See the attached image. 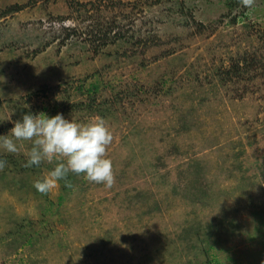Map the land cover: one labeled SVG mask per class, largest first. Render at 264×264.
Returning <instances> with one entry per match:
<instances>
[{"label":"rangeland","instance_id":"374dc122","mask_svg":"<svg viewBox=\"0 0 264 264\" xmlns=\"http://www.w3.org/2000/svg\"><path fill=\"white\" fill-rule=\"evenodd\" d=\"M28 112L103 118L116 183L0 150V264H264V0H0V135Z\"/></svg>","mask_w":264,"mask_h":264},{"label":"clouds","instance_id":"9594fccd","mask_svg":"<svg viewBox=\"0 0 264 264\" xmlns=\"http://www.w3.org/2000/svg\"><path fill=\"white\" fill-rule=\"evenodd\" d=\"M256 2L239 0L240 5L248 9L253 8ZM9 131L10 135H0V150L19 155L25 147L24 142H29L30 147L23 152L25 167H39L45 163L53 165L43 177L33 182L41 194L55 193L60 181L70 186V174L83 176L89 183L101 184L108 189L116 183L113 163L108 156L114 135L103 118L77 122L60 113L48 116L28 112L16 120ZM6 164L7 161L0 159V170Z\"/></svg>","mask_w":264,"mask_h":264},{"label":"trees","instance_id":"16d2710c","mask_svg":"<svg viewBox=\"0 0 264 264\" xmlns=\"http://www.w3.org/2000/svg\"><path fill=\"white\" fill-rule=\"evenodd\" d=\"M238 64V63H237ZM90 90H94L96 89V86L93 84L91 88H89ZM64 182V181H63Z\"/></svg>","mask_w":264,"mask_h":264}]
</instances>
